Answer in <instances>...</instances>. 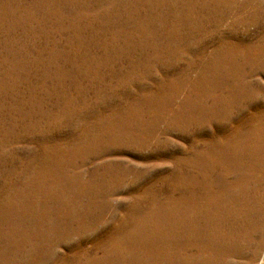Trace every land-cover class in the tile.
<instances>
[{
	"label": "rangeland",
	"instance_id": "374dc122",
	"mask_svg": "<svg viewBox=\"0 0 264 264\" xmlns=\"http://www.w3.org/2000/svg\"><path fill=\"white\" fill-rule=\"evenodd\" d=\"M0 264H264V0H0Z\"/></svg>",
	"mask_w": 264,
	"mask_h": 264
}]
</instances>
